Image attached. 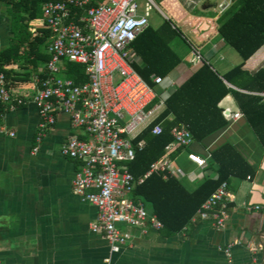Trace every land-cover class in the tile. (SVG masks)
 <instances>
[{
    "label": "crops",
    "instance_id": "1",
    "mask_svg": "<svg viewBox=\"0 0 264 264\" xmlns=\"http://www.w3.org/2000/svg\"><path fill=\"white\" fill-rule=\"evenodd\" d=\"M205 1L159 0L157 3L170 13L165 21L181 31L173 47L182 61L163 77L160 86L169 93L202 65L191 63L192 49L198 50L221 75L242 62L226 63L223 52L228 45L218 32L219 17L224 12L218 14L213 8L214 14L208 13L209 9L202 8ZM198 8L203 12L196 14ZM194 19L199 21V31H195ZM161 25L149 24L154 29ZM42 28L46 29L43 5L41 18L29 21L28 30L35 37ZM13 37L10 6L0 0V53L10 46ZM186 42L191 45L188 51ZM131 50L134 62L139 61L132 44ZM260 50L263 51L254 68L248 69L247 61ZM258 51L246 61V68L252 73L264 67V45ZM45 53L49 54L48 49ZM33 59L34 56L23 58L8 66L13 71L11 88L26 102L15 109H7L0 103V264H264V146L248 125L233 94L225 96L219 106L223 110L239 111L243 117L229 120L224 115L228 121L224 128L182 147L175 157L173 147L169 156L180 171L179 177H173L189 191L196 189L205 177L217 176V164L212 161L211 153L223 143H232L247 158L252 173L242 178L232 175L228 180L225 226L216 228L198 216L173 235L164 233L165 226L145 232L139 227L121 225L130 234V240L118 252H112L106 238L91 230L97 218L96 207L82 201L73 190L78 161L64 157L60 151L71 136L88 139L87 133L72 125L67 113L60 112L54 126L38 141L40 107L32 101V96L35 79L44 77L47 62L35 65ZM66 61L61 70L64 77H67ZM227 85L245 92L228 82ZM190 151L207 158L206 166L192 163L187 157Z\"/></svg>",
    "mask_w": 264,
    "mask_h": 264
},
{
    "label": "built area",
    "instance_id": "2",
    "mask_svg": "<svg viewBox=\"0 0 264 264\" xmlns=\"http://www.w3.org/2000/svg\"><path fill=\"white\" fill-rule=\"evenodd\" d=\"M233 0L217 1L216 12H225ZM137 0H50L43 4L44 26L50 30V58L43 78H36L32 101L40 107L41 136L56 123L58 113L70 116L75 127L82 128L88 139L71 136L61 145L64 157L78 161L73 179L74 192L96 207L94 233H101L112 252H118L130 240L121 225L139 227L142 231L160 230L162 221L151 214L141 200L131 194L136 185L153 172L180 176L170 160L176 145L189 147L194 142L186 123L172 128L173 141L165 146L164 155L153 162L144 178L136 180L124 163L134 159L145 146L135 137L165 106L169 91L160 88L164 78L154 75L155 87L148 84L133 66L132 42L149 26L150 10H160L155 0H146L142 13ZM191 63H203L201 53L192 49ZM65 60L84 66L89 80L77 85L61 74ZM264 99V91L253 92ZM26 99L13 94L0 72V103L7 109L23 105ZM225 117L238 120L239 111L225 108ZM151 132L158 135L162 125ZM36 147L34 151L36 152ZM188 159L198 167L206 166L207 158L190 151ZM210 157V155H208ZM228 182L224 181L197 210L198 216L216 228H223L228 217L225 200ZM256 208H260L256 206Z\"/></svg>",
    "mask_w": 264,
    "mask_h": 264
},
{
    "label": "trees",
    "instance_id": "3",
    "mask_svg": "<svg viewBox=\"0 0 264 264\" xmlns=\"http://www.w3.org/2000/svg\"><path fill=\"white\" fill-rule=\"evenodd\" d=\"M2 1L10 6L14 37L10 46L0 53V72L4 73L8 89L14 94L13 71L8 66L31 56L35 58V65L46 63L50 58L45 53L50 30L42 28L35 37L28 30L29 21L41 18L42 5L50 0ZM218 32L224 42L240 54L242 62L221 75L210 62L203 60L202 65L170 93L165 106L135 137L144 139L145 146L136 152L133 160L124 163L136 180L144 178L151 164L164 155L165 146L173 141L172 128L178 123H186L196 141L224 128L228 121L219 103L228 94H233L248 125L264 146V99L253 94L264 91V67L253 73L246 68V61L264 45V0H234L219 17ZM179 35L178 28L164 21L157 29L147 27L133 41V49L140 58L133 66L148 84L155 87L152 75L166 77L182 61L173 47ZM186 44L188 51L191 45ZM65 66V75L75 84L88 80L83 65L67 60ZM227 82L245 92L229 87ZM156 124L162 125L158 135L151 132ZM174 150L175 157L182 147L176 145ZM211 156L217 164V176L205 177L193 191L164 172L151 173L134 188L131 196L143 201L148 210L158 216L165 226L164 233L173 235L187 227L202 204L222 182H228L230 176L242 178L253 171L247 158L230 142L213 150Z\"/></svg>",
    "mask_w": 264,
    "mask_h": 264
},
{
    "label": "rangeland",
    "instance_id": "4",
    "mask_svg": "<svg viewBox=\"0 0 264 264\" xmlns=\"http://www.w3.org/2000/svg\"><path fill=\"white\" fill-rule=\"evenodd\" d=\"M145 1L146 0H137V3H138V12L139 13H142L143 10H144V6H145ZM219 1H222V0H219ZM156 3L159 4V0H155ZM160 10H157L156 8H153L150 10V13H149V24L153 27H157L159 25H161L165 19L170 18V13L167 11V9L163 6V5H160ZM198 12H203V10L201 8H198V11L196 12V14H198ZM208 13L210 14H214V11H213V8L212 9H209L207 10ZM193 26L195 27V31H199V21L198 19H194L193 21ZM189 37L190 38H193L191 37L192 35L189 34ZM263 50H260L258 51L252 58H250L248 61H247V68L248 69H252L254 68V64H255V61H257L258 57H260L261 53H262ZM223 55L226 57V63L227 64H232V63H235V62H240L242 60L240 54L234 49L232 48L231 46H226V49L225 51L223 52ZM237 60V61H234ZM216 68L218 69V65H216Z\"/></svg>",
    "mask_w": 264,
    "mask_h": 264
},
{
    "label": "water",
    "instance_id": "5",
    "mask_svg": "<svg viewBox=\"0 0 264 264\" xmlns=\"http://www.w3.org/2000/svg\"><path fill=\"white\" fill-rule=\"evenodd\" d=\"M215 6H216V0H206L202 8L210 9V8H214Z\"/></svg>",
    "mask_w": 264,
    "mask_h": 264
}]
</instances>
